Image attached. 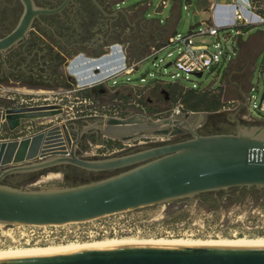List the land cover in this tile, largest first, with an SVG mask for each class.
<instances>
[{"label":"rangeland","instance_id":"rangeland-1","mask_svg":"<svg viewBox=\"0 0 264 264\" xmlns=\"http://www.w3.org/2000/svg\"><path fill=\"white\" fill-rule=\"evenodd\" d=\"M51 1L38 0L37 4L43 7ZM197 1L182 0L177 26L179 35H186L193 24L209 18L208 13L198 10ZM160 3L161 0H111L104 6L112 7L119 4L121 12L111 10L112 15L108 20L94 19L93 27H101L103 29L101 32L95 31L91 34L88 31L93 29L91 26L73 19L72 27L80 31L81 36L67 32L60 39H55L59 47L52 39L44 36V44L55 47L51 51L46 47L42 50L47 63L50 62L49 56H52L56 63L51 69L53 77L48 79L50 86L30 88L15 83L13 79L12 83L6 81L0 84V106L9 108L26 103H56L62 106V113L43 118L42 124H37L38 127L60 119L84 117L121 120L142 118L157 121L190 112L184 107L182 99L188 87L197 85L207 97L217 95L220 102L217 110L193 111L196 113L193 120L197 119L198 115H203L201 129L207 121L222 120V125L230 129L236 127V121H239L257 126L258 130L264 131V120L253 106L259 102L264 89L260 74L263 52L251 55L249 64L245 66L239 60L229 61L230 57H234V47L230 40L226 42L223 40L225 32L220 31L219 42L226 48L228 57L221 58L217 66L205 70L200 77L193 74L185 76L173 65L178 46H181L179 42H173L162 50L160 47L166 45L168 41L163 45H150L155 37L164 34V29L152 20L142 21V15L145 11L149 14L148 17H158L155 14L157 10H161ZM251 6L257 12H263L264 0H252ZM170 8L171 6H168L163 9L161 16L165 17ZM22 11L23 6L19 2L0 0V33L12 27ZM111 27V31H106V28ZM235 30L236 28L232 27L228 32L234 34ZM247 32L249 34L261 32L264 35V24L251 26ZM247 37L248 34L244 35V39ZM104 39L109 40L107 45L102 44ZM203 40L215 42L214 38L207 36ZM80 47L86 49L81 50ZM210 48L213 49L212 45ZM61 57L63 60L59 63ZM168 63L171 64L166 66ZM142 77L144 80H141ZM247 96H250L251 100L243 107L241 104ZM176 109L179 110L177 114ZM17 130L4 127L1 129L3 135H15ZM27 131L31 130L20 129L18 132L24 134ZM92 132L94 131L85 133L83 142L78 147V154L81 157L103 158L130 148L178 138L176 135L150 134L124 141L112 139L103 131H95L97 135L92 138L89 136ZM106 141H113L114 144L106 147L102 143ZM98 173L94 172L93 175L69 169L66 180L61 171L59 173L43 171L36 181L29 184H25L27 174L18 175L14 185L29 189L60 187L101 178ZM9 179H4V183L9 184ZM229 198L232 201L227 205ZM204 202L210 203L208 209L202 207ZM214 206L216 207L213 208ZM100 220L115 222V233L88 238L48 237L46 241L37 243L30 241L29 244L18 237L19 231L28 232L27 226L0 224V250L69 243L84 244L110 239L264 240V186L233 188L216 193L180 197L111 214ZM93 223L96 224L97 221L91 222ZM75 226L67 225L64 228Z\"/></svg>","mask_w":264,"mask_h":264},{"label":"water","instance_id":"water-1","mask_svg":"<svg viewBox=\"0 0 264 264\" xmlns=\"http://www.w3.org/2000/svg\"><path fill=\"white\" fill-rule=\"evenodd\" d=\"M70 1L50 8L37 6L34 0H20L23 11L15 27L0 37V52L26 42L35 18L60 12ZM193 75L200 77L202 73ZM263 97L264 89L260 100ZM62 112L57 104L0 109V127L15 130L21 119ZM193 117L195 112L157 121L64 119L27 136L0 140V223L81 222L195 194L264 186V131L236 121L234 128L202 133L201 127L190 126L188 120ZM202 117L198 115L197 120ZM184 130L186 137L108 157L84 158L78 154L80 135L87 131L96 135L95 131H103L112 139L128 141L150 134L175 136ZM66 165L89 172L118 171L87 182L38 189L3 181L13 176L9 180L15 182L18 175L35 171L59 173ZM0 264H264V248L123 245L5 259Z\"/></svg>","mask_w":264,"mask_h":264},{"label":"built area","instance_id":"built-area-1","mask_svg":"<svg viewBox=\"0 0 264 264\" xmlns=\"http://www.w3.org/2000/svg\"><path fill=\"white\" fill-rule=\"evenodd\" d=\"M252 0H246L245 3L240 2L239 0H229L228 3L222 4L217 1H214L211 6V15L209 19L199 23L190 34L188 35H179L176 34L174 37H171L168 40L166 45L160 47L164 49L173 42H179L181 46H178L177 55L173 61L175 69L179 70L185 76L189 74H194L197 72L203 73L207 69H211L217 66L220 63L221 58L228 57V52L226 48H223L219 42L220 31L225 32L223 34V40L231 41V44L235 45L237 37L242 33L244 28H249L254 25L264 24V11L257 12L254 10V7L251 6ZM166 4L165 0H161L160 6L164 7ZM235 27V33L231 34L228 32V29ZM212 37L215 39V42L210 43L209 41L199 40L202 37ZM177 38V39H176ZM212 45L213 49L210 48ZM262 52L264 54V45L262 47ZM234 54V52H233ZM232 58V57H230ZM260 74L264 84V59L261 64ZM176 73L175 76H177ZM141 80H144L142 77ZM251 100L250 96H247V102ZM50 103L34 104L26 103L20 104L18 106H37ZM56 104V103H52ZM60 105V104H57ZM254 108L260 113L262 120H264V97L258 103L253 104ZM62 107V106H61ZM63 109V108H62ZM178 109L175 110L177 114ZM45 117L38 118H29L21 119L20 125L25 123L28 128H34L36 130L30 129V134L39 132L43 129H37V124H42V119ZM67 119V118H66ZM71 119V118H70ZM75 119V118H73ZM18 126V127H19ZM7 128L5 125L0 127L1 129ZM17 127V128H18ZM8 129V128H7ZM29 134V135H30ZM27 136V135H25ZM23 136H18V138ZM16 138V137H15ZM6 140V139H4ZM115 214V213H113ZM109 215H104L98 218L81 221V222H70L66 224H52V225H22V224H4L0 223L3 226L5 225H17V226H27L28 232L24 233L19 231L18 237L23 239L26 244H29L30 241L34 243L40 241H46L48 237L51 239H59V237L65 238L69 237H97L103 236L110 232L115 233V222L101 221V218H104ZM97 221L96 224H91V222ZM91 224V225H90ZM67 225H76L75 227L64 228ZM30 234V236H29Z\"/></svg>","mask_w":264,"mask_h":264},{"label":"flooded vegetation","instance_id":"flooded-vegetation-1","mask_svg":"<svg viewBox=\"0 0 264 264\" xmlns=\"http://www.w3.org/2000/svg\"><path fill=\"white\" fill-rule=\"evenodd\" d=\"M15 1L21 4L20 0ZM62 1L63 0H52L47 6L43 7H56ZM108 1L111 0H71L60 12L40 15L35 18L26 34V42L20 41L8 50L0 52V84H4L6 81L12 83L13 79L16 81L15 83H20L30 88L37 86L49 87L50 81H48V79L53 77L51 69H53V65L56 63L52 56H49L50 62L47 63L45 60L46 55L42 53V50L46 47L51 51L54 50L55 47L52 45L46 46L44 44V36L50 39H60L67 32L68 34L75 33L78 37L81 36V32L72 27L73 25L71 22L73 23L75 19H78L83 24L85 23L91 26L93 29L88 30L91 34H94L95 31L101 32L103 30L101 27H93L94 19L101 21L108 20L112 15L111 10L121 12L119 4L112 7H105L104 4ZM34 2L37 6H40V4H37L38 0H34ZM17 21L18 18L15 20L12 27L0 33V37L12 30ZM109 30L111 31L112 27L109 29L106 28V31L109 32ZM53 43L59 47L56 40L55 42L53 41ZM108 43L109 40L107 39L102 41L103 45H107ZM221 122L222 120L220 122L217 120L207 121L200 131L202 133H209L230 129L228 126H223ZM76 136L77 134H73L74 138H76ZM89 136L93 138L96 134L92 132ZM176 136H178V138L186 137L188 136V132L184 130ZM84 137L85 133H82L80 135V143L83 142ZM117 171L118 170L104 171L98 174L104 177ZM95 176H97V174ZM8 182L10 184H15L17 181L12 182L8 180Z\"/></svg>","mask_w":264,"mask_h":264},{"label":"crops","instance_id":"crops-1","mask_svg":"<svg viewBox=\"0 0 264 264\" xmlns=\"http://www.w3.org/2000/svg\"><path fill=\"white\" fill-rule=\"evenodd\" d=\"M166 4L164 7H161V10H157L156 14L158 17H148L149 14H146L145 11H143L142 15V21H148L152 20L154 23H156L157 26L160 28L164 29V34L160 35L158 37H155L153 41L150 43V45H163L165 44L171 37H174L176 34H179L177 32V26H178V21H179V12H180V7L182 5V0H165ZM217 1L222 4H226L229 2V0H198L197 1V7L199 11L206 12L208 13L209 17L211 15V10L210 6L211 4ZM242 3H245L246 0H239ZM168 6H171L169 12L165 15V17H162L163 15V9L167 8ZM159 9V8H158ZM209 19V18H208ZM204 20H201L198 23L193 24L189 31L191 30L192 27L195 25L203 22ZM249 28H244L242 30V33L237 37L236 43L234 46V57L230 58L229 61L231 60H239L241 64L244 66L249 64L251 55H253L255 52H260L262 51V47L264 45V35L259 32L256 34H249L247 32ZM188 31V32H189ZM248 34V37L244 39V35ZM204 37L199 38V40H203ZM247 103V97L245 98L244 102L241 104V106L245 107ZM7 107L0 106V109H5ZM63 119H60L58 121H53L52 123L44 124L43 126L37 127V129H45L53 124L61 123ZM190 123V126H197V127H202L203 122L201 120H193L190 119L188 120ZM6 129V128H5ZM18 129V130H17ZM20 129H34V128H28L25 123H22L18 128H16V134L15 135H3V132L0 131V140L4 139H13L18 136H25L29 135L31 132L27 131L24 134H19Z\"/></svg>","mask_w":264,"mask_h":264},{"label":"bare ground","instance_id":"bare-ground-1","mask_svg":"<svg viewBox=\"0 0 264 264\" xmlns=\"http://www.w3.org/2000/svg\"><path fill=\"white\" fill-rule=\"evenodd\" d=\"M123 245H167V246H219V247H251L264 248L263 239L247 240L239 238L237 240L217 239V240H182V239H110L106 241H96L93 243H69L58 246L28 247L22 249L0 250V260L30 258L68 253L85 249L108 248Z\"/></svg>","mask_w":264,"mask_h":264},{"label":"trees","instance_id":"trees-1","mask_svg":"<svg viewBox=\"0 0 264 264\" xmlns=\"http://www.w3.org/2000/svg\"><path fill=\"white\" fill-rule=\"evenodd\" d=\"M199 24L195 25L194 27L191 28V30L186 34H190L191 31L197 27ZM55 42V39H52ZM85 47H81V50H85ZM70 52H66V54H69ZM63 60V57H61L59 59V63ZM189 89L187 90V93L185 96H183L184 98L182 99V103L184 104V107L189 110L190 112L193 111H213V110H217L218 107L220 106V102L217 99V95H211L210 97H207L206 93L204 91H201L197 85H195V87H188ZM104 145H106V147H111L114 142L113 141H106V142H102ZM67 168L62 167L61 172H63L64 174V178L66 180H68V170L69 169H73V170H77V171H81V172H87V173H94V172H89V171H85L82 169H79L77 167L74 166H70V165H66ZM43 173V171H35V172H30V173H26L27 174V178L25 180V184H29L32 183L34 181H36L38 179V176L41 175ZM4 181V180H3ZM69 185H73V184H69ZM232 199H228L227 200V205H229L231 203ZM218 205H219V201H218ZM210 206V203L204 202L202 207H204L205 209H208V207ZM216 206H214L213 208H215Z\"/></svg>","mask_w":264,"mask_h":264}]
</instances>
